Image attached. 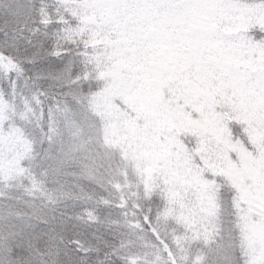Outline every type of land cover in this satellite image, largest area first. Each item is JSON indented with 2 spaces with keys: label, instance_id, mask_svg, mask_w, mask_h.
I'll list each match as a JSON object with an SVG mask.
<instances>
[{
  "label": "snow or ice",
  "instance_id": "6c2138e0",
  "mask_svg": "<svg viewBox=\"0 0 264 264\" xmlns=\"http://www.w3.org/2000/svg\"><path fill=\"white\" fill-rule=\"evenodd\" d=\"M0 264H264V0H0Z\"/></svg>",
  "mask_w": 264,
  "mask_h": 264
}]
</instances>
